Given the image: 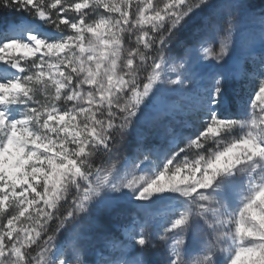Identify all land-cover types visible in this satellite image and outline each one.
Instances as JSON below:
<instances>
[{
	"label": "snow or ice",
	"instance_id": "1",
	"mask_svg": "<svg viewBox=\"0 0 264 264\" xmlns=\"http://www.w3.org/2000/svg\"><path fill=\"white\" fill-rule=\"evenodd\" d=\"M242 22L264 41L245 0H0V264H264V53L245 29L236 70ZM161 89L194 131L122 177L158 154Z\"/></svg>",
	"mask_w": 264,
	"mask_h": 264
},
{
	"label": "rangeland",
	"instance_id": "2",
	"mask_svg": "<svg viewBox=\"0 0 264 264\" xmlns=\"http://www.w3.org/2000/svg\"><path fill=\"white\" fill-rule=\"evenodd\" d=\"M246 5H250L253 7V10L259 13L261 8H264V0H245ZM102 11V10H101ZM97 12H92L89 17V22L93 19H97ZM46 26H41L40 30L44 31ZM247 29V32L253 33V48L256 53H264V41L261 39V28L259 24L249 25L247 23H241V31L237 34V49L234 53V56H241L239 62L235 65V68L238 72H242L244 68V59L243 55L246 53L247 49L243 47V39L246 35L244 31ZM218 47V45H217ZM231 66V58L229 61H226L222 67L223 70H227ZM37 98L43 100V94L37 92ZM183 96L180 92H170L166 89H161L159 93L156 94L153 98H150L143 107V111L141 113L142 118L153 122L156 127V134L151 136L145 144L146 148H155L158 150V154L151 157V161L145 162L142 166L143 171L135 169L131 165L127 167H122L120 171V175L122 177L126 176L128 179L133 177H139L141 175H151L153 174L157 168L163 163L164 156L171 151H175V145L179 144L181 147H185L187 141L184 142L181 140L180 136H173L171 130L181 128L183 130V136L186 137L190 134V132L194 131L191 129V123L188 121L189 113L184 108V100ZM21 105L13 106L14 115L16 114V110L21 108ZM239 133H233V135H238ZM228 138H226L227 141ZM225 141V142H226ZM134 142V138H133ZM213 150H215L216 145L210 144L209 146ZM133 153L129 150V157L131 158ZM183 157V154H181ZM187 158L189 160L198 159L199 157L194 154V152L189 151L187 154ZM159 207V206H157ZM171 209H176L178 211H182V205L179 203L169 204L167 208H161V215H158L153 221L154 224L163 223L169 216L172 215ZM132 210L131 208L129 209ZM10 211V209L8 210ZM6 223V221H5ZM19 228L20 225L17 224ZM210 239H215V234H212ZM33 255H37L36 252H33ZM107 255V253H105ZM199 253H192L189 259L195 264V262L200 258Z\"/></svg>",
	"mask_w": 264,
	"mask_h": 264
}]
</instances>
